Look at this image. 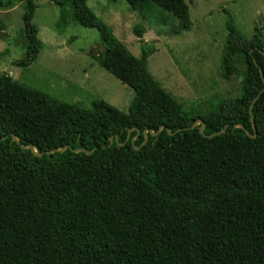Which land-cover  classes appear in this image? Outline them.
I'll use <instances>...</instances> for the list:
<instances>
[{"label": "trees", "instance_id": "obj_1", "mask_svg": "<svg viewBox=\"0 0 264 264\" xmlns=\"http://www.w3.org/2000/svg\"><path fill=\"white\" fill-rule=\"evenodd\" d=\"M19 1L27 48L14 65L23 69L44 45L32 24L37 6ZM87 1L71 0V19L97 31L102 53L93 60L132 99L121 119L57 102L0 73V264H264L262 28L246 40L223 11L221 76L229 83L243 74L241 94L217 100L213 115L199 114L160 87L149 53L133 56ZM123 1L192 26L184 0ZM251 118L255 139L245 134L253 135ZM196 121L202 134L200 125L192 129ZM30 146L43 155L23 149Z\"/></svg>", "mask_w": 264, "mask_h": 264}, {"label": "rangeland", "instance_id": "obj_2", "mask_svg": "<svg viewBox=\"0 0 264 264\" xmlns=\"http://www.w3.org/2000/svg\"><path fill=\"white\" fill-rule=\"evenodd\" d=\"M33 1L37 9L32 24L44 49L30 67L21 69L14 64L27 48L22 22L26 3L0 0V73L57 102L79 104L87 111L112 110L124 119L132 92L93 60L102 53L97 31L71 19V0H65L62 8L54 0ZM184 1L192 24L188 31L168 13L133 11L123 0H88L86 7L133 56L139 58L142 50L149 53V74L179 105L187 110L193 104L199 114L213 115L217 100L241 94L243 79L242 74L227 83L221 76L226 40L223 11L246 40L253 37L256 26L262 28L264 38V0ZM135 28L143 30L140 37Z\"/></svg>", "mask_w": 264, "mask_h": 264}, {"label": "water", "instance_id": "obj_3", "mask_svg": "<svg viewBox=\"0 0 264 264\" xmlns=\"http://www.w3.org/2000/svg\"><path fill=\"white\" fill-rule=\"evenodd\" d=\"M260 53L264 56V53H263V52H260ZM259 72H260L261 80H262V82L264 83L263 72H262L261 69L259 70ZM254 102H255V100L253 101V103H254ZM253 103H252V104H253ZM198 125H200L199 133L202 134V133H203V127H204L202 121H196V122L193 124L192 129L196 128ZM251 126H252V130H253V135H252V136H251L248 132H246L242 126H237V128L242 129L243 131H245L246 136L249 137L250 139H255V137H256V130H255V126H254V122H253L252 118H251ZM131 131H132V130H131ZM131 131L128 132V135L131 133ZM136 132H137V135H139V133H138L137 130H136ZM159 132H160V130H159L156 134H154V133L151 132L150 135H151V136H156ZM222 133H224V131L221 132V133H217V134L211 135V136H209L208 138H212V137L217 136V135H220V134H222ZM146 134H147V133L145 132V133H144V143L142 144V146H143V145L146 143V141H147ZM13 140H15V139L13 138ZM127 140H128V137H127ZM134 140H135V139L132 140V143L134 142ZM15 141H16V140H15ZM112 141H113V139L110 138V144L112 143ZM123 145H124V144H123ZM123 145H119V146L122 147ZM23 149H30V150L33 152V155L36 156V157H41V156L43 155V154H37V153L35 152L34 148L31 147V146H30V147H27V148H23ZM64 151H65V148H64V149H61V150H54V151L48 152V153H46V155H51V154H53V153H55V152L63 153ZM74 152H75V153H85L83 150H78V151H74ZM91 153H92V152H91ZM88 154H90V153H88Z\"/></svg>", "mask_w": 264, "mask_h": 264}]
</instances>
